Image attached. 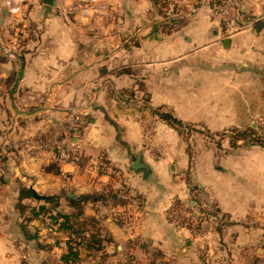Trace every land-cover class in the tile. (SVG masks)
I'll use <instances>...</instances> for the list:
<instances>
[{"label":"crops","instance_id":"1","mask_svg":"<svg viewBox=\"0 0 264 264\" xmlns=\"http://www.w3.org/2000/svg\"><path fill=\"white\" fill-rule=\"evenodd\" d=\"M212 1L195 0L169 31L184 18L169 19L162 0H37L18 19L0 0V46L23 50L0 64V264H64L68 253V234L40 219L27 226L38 239L26 236L43 201L24 199L23 214V188L58 198L64 214L67 197L122 192L123 204L85 206L110 241L75 264H264V147L224 135L264 118V0L246 4L261 22L233 31ZM71 120L80 160L59 165L53 143ZM176 200L210 213L207 232L169 221Z\"/></svg>","mask_w":264,"mask_h":264},{"label":"trees","instance_id":"2","mask_svg":"<svg viewBox=\"0 0 264 264\" xmlns=\"http://www.w3.org/2000/svg\"><path fill=\"white\" fill-rule=\"evenodd\" d=\"M163 2V8H169L172 6L174 12L177 13V11H184L187 12L186 8H182L177 6L176 4H173L172 2L168 0H162ZM214 1H212L213 3ZM182 8V9H181ZM185 19L174 22L170 26H168L169 31H173L177 29V27L184 23ZM21 23H18L17 25H20ZM19 36V34H18ZM17 36V37H18ZM19 42V41H18ZM20 43V42H19ZM20 47L21 52L22 46L18 44ZM7 58L5 56L0 55V64L3 62H6ZM14 76L6 80V85L9 87L11 84L14 83ZM160 117L171 123L172 125L176 127H182L188 131V134L190 132H197V129L193 127L191 124H183L181 121L174 118L169 113H160ZM224 135H229L232 137L233 142H237L239 140H242L244 142L253 144V145H259L264 147V137L260 136L258 134V131L256 129L248 128L246 130H237L233 129L230 130L228 133H225ZM121 191H116L112 188H109L107 192H104L102 194H86L81 195L79 197H67L66 200L69 204V206L72 208V212L68 214H64L62 212H57V208L59 207V199L55 197H43L41 199H38L39 201H43L41 205L38 206H32L30 208V216L25 217L23 229L25 231L26 236L29 239H38L37 234L30 235L27 231L28 224L35 219H40L47 225L48 228H50L53 232H64L68 234V240H67V247H68V253L62 257V261L64 264H75L79 260V250L81 248H85L89 251H101L104 247L105 242H109L110 240L103 236L101 233V228L99 222L91 217H86L84 214V208L88 203H98V202H106V201H113L115 203H121L123 204V201L121 200ZM35 199L33 193L29 189L23 188L20 192V202L18 204V209L24 214L27 210V206H24L22 204V201L24 199ZM200 209L205 213L207 212L205 208H202L200 206ZM209 215H208V214ZM205 213L206 216H210V213ZM210 218V217H208ZM43 249L49 250V246H40ZM24 264V263H23Z\"/></svg>","mask_w":264,"mask_h":264},{"label":"built area","instance_id":"3","mask_svg":"<svg viewBox=\"0 0 264 264\" xmlns=\"http://www.w3.org/2000/svg\"><path fill=\"white\" fill-rule=\"evenodd\" d=\"M79 3L83 8L91 9L99 0H73ZM177 6L188 4V12H168L169 19H186L197 12L195 0H168ZM4 5L9 14L15 18H22L26 8L30 5L37 4V0H4ZM247 0H214L210 4L211 12L216 21L226 26V31L253 28L261 22L258 16H252L246 9ZM165 17L164 19L166 20ZM163 19V20H164ZM1 53L8 59H16L20 52L18 43L11 42L0 46ZM74 121L71 120L68 131L56 139L53 143L55 162L57 164L77 165L80 160L78 145L73 132ZM258 134L264 137V118H258L256 122ZM68 179L67 174H64ZM169 221L179 228L191 230L194 234L202 235L207 232L210 219L200 209V206L193 200L175 201L167 213ZM52 231V230H51Z\"/></svg>","mask_w":264,"mask_h":264},{"label":"water","instance_id":"4","mask_svg":"<svg viewBox=\"0 0 264 264\" xmlns=\"http://www.w3.org/2000/svg\"><path fill=\"white\" fill-rule=\"evenodd\" d=\"M44 3L45 4H48V5H52L53 4V0H44ZM262 27L264 26V22L259 24L258 27ZM141 162H140V159L136 160V162L133 164V168H138L140 166ZM32 193L33 195L37 198V199H41L42 197L37 195L33 190H32Z\"/></svg>","mask_w":264,"mask_h":264},{"label":"rangeland","instance_id":"5","mask_svg":"<svg viewBox=\"0 0 264 264\" xmlns=\"http://www.w3.org/2000/svg\"><path fill=\"white\" fill-rule=\"evenodd\" d=\"M227 264V263H226ZM255 264H258L257 262Z\"/></svg>","mask_w":264,"mask_h":264}]
</instances>
